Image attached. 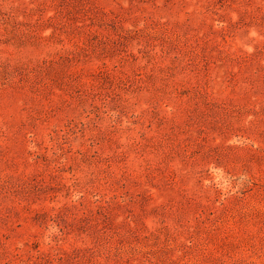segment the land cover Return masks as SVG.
<instances>
[{
	"label": "rangeland",
	"instance_id": "1",
	"mask_svg": "<svg viewBox=\"0 0 264 264\" xmlns=\"http://www.w3.org/2000/svg\"><path fill=\"white\" fill-rule=\"evenodd\" d=\"M0 264H264V0H0Z\"/></svg>",
	"mask_w": 264,
	"mask_h": 264
}]
</instances>
